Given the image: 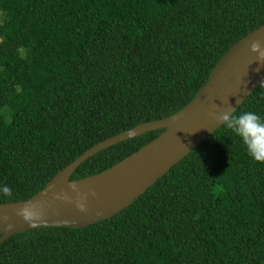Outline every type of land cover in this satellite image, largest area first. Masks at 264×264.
I'll list each match as a JSON object with an SVG mask.
<instances>
[{
  "label": "trees",
  "instance_id": "1",
  "mask_svg": "<svg viewBox=\"0 0 264 264\" xmlns=\"http://www.w3.org/2000/svg\"><path fill=\"white\" fill-rule=\"evenodd\" d=\"M264 0H1L0 204L28 200L86 150L189 104ZM264 118V83L236 114ZM163 130L105 149L98 174ZM1 236V235H0ZM0 264H264V164L220 127L132 205L84 228L20 232Z\"/></svg>",
  "mask_w": 264,
  "mask_h": 264
},
{
  "label": "water",
  "instance_id": "2",
  "mask_svg": "<svg viewBox=\"0 0 264 264\" xmlns=\"http://www.w3.org/2000/svg\"><path fill=\"white\" fill-rule=\"evenodd\" d=\"M257 39L264 42V25L231 47L193 100L175 114L141 123L95 144L57 173L33 197L0 204V245L17 233L35 228H84L110 219L132 205L221 127L215 120V114L221 108L229 103L236 112L263 85L264 64L250 51L251 41ZM156 130L163 132L107 170L72 179L75 171L99 152ZM71 185H75L77 191H73ZM58 194L62 195L61 199L55 198ZM78 203L85 205V212L79 210ZM25 206H36L45 222L26 223L17 215ZM5 216L7 219L3 220Z\"/></svg>",
  "mask_w": 264,
  "mask_h": 264
},
{
  "label": "clouds",
  "instance_id": "3",
  "mask_svg": "<svg viewBox=\"0 0 264 264\" xmlns=\"http://www.w3.org/2000/svg\"><path fill=\"white\" fill-rule=\"evenodd\" d=\"M250 51L256 54L257 61L264 64V42L260 39L251 41ZM215 120L218 125L230 130L240 139L247 154L255 162L264 164V118L251 111L236 114L232 105L227 103L215 114ZM71 187L73 191H77L75 185H71ZM0 196L12 197V188L8 185H0ZM55 198L61 199L62 195L58 194ZM77 206L81 212L86 211L83 203H78ZM17 215L31 225L45 222L42 213L36 206H25L19 209ZM6 219V216L3 217V220Z\"/></svg>",
  "mask_w": 264,
  "mask_h": 264
}]
</instances>
